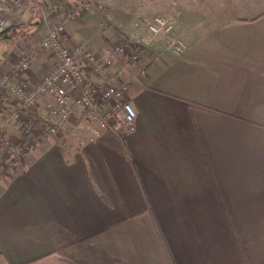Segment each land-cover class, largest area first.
<instances>
[{"label":"crops","instance_id":"1","mask_svg":"<svg viewBox=\"0 0 264 264\" xmlns=\"http://www.w3.org/2000/svg\"><path fill=\"white\" fill-rule=\"evenodd\" d=\"M147 10L172 17L186 49L152 61L155 48L135 61L115 56L113 80L131 78L134 131L88 129L76 107L0 180V264H264V0H168ZM90 20L69 21L65 40L111 53L118 39ZM55 62L42 52L24 76L35 83ZM51 103L41 96L35 111Z\"/></svg>","mask_w":264,"mask_h":264},{"label":"built area","instance_id":"2","mask_svg":"<svg viewBox=\"0 0 264 264\" xmlns=\"http://www.w3.org/2000/svg\"><path fill=\"white\" fill-rule=\"evenodd\" d=\"M37 5L42 12L44 34L29 51L13 61L8 71L0 75V108L10 99L16 102L8 115L0 119V147L9 169L18 167L25 154L24 146L9 132L10 122L17 124L22 134L32 136L33 129H39L37 137H43L57 133L60 123L69 120L75 108L80 107L83 109V124L88 129L98 133L134 131L137 111L125 99L131 78L121 83L113 80L109 69L115 62V56L122 54L129 58L128 61H135L146 48H155L152 61L164 53L179 55L187 47L186 40L176 31L173 18L157 13L146 21L144 30L136 39L117 40L111 53L101 55L86 39L70 44L64 38L67 23L88 10L89 3H75L73 7H65L63 12L58 2L48 8L43 4ZM31 6L27 0H0V32L13 24L11 11ZM60 13L62 15L56 21ZM45 51L52 52L56 62L33 83L24 74L33 57ZM82 65L90 66L94 73L104 78H88ZM41 96L51 97L54 101L44 113H38L34 108Z\"/></svg>","mask_w":264,"mask_h":264},{"label":"rangeland","instance_id":"3","mask_svg":"<svg viewBox=\"0 0 264 264\" xmlns=\"http://www.w3.org/2000/svg\"><path fill=\"white\" fill-rule=\"evenodd\" d=\"M51 1L52 0H27L28 3L32 4L31 7L14 11V15H16L19 23L0 32V75L8 71V69L3 70L2 66L6 61L11 59L14 55L13 52H16L17 48H20L22 44H25L26 39L30 37L33 32L39 33V27L44 22L42 12L37 4L43 3L48 8L50 7ZM167 1L168 0H72V3L69 4H65L63 1L60 3V0H55L54 2L60 3L62 10H64L65 7H73V5L78 2H87L90 5L89 9L80 17H77V20L91 18L90 21L92 22L93 30L100 31L101 29H105L102 31L107 38H113L114 33L116 40L133 41L144 30L146 21H148L154 14L158 13L157 11L147 9L149 7L156 9L159 4L164 5ZM148 11H152V13L148 14ZM42 30L43 32L41 31L35 41L44 34V28ZM32 46L33 44L30 45L25 52L29 51ZM19 57L20 55L16 57L14 61ZM8 101L13 105L15 103L12 99ZM4 108L6 111V108L8 107L2 106L0 110L3 111ZM79 127L80 124L77 121H73V125H71L70 128L74 131ZM57 135V133L51 134L48 140ZM23 136L25 137H15V139H17V141L21 139L26 152L30 147L37 145V142L46 135L43 137H37L33 133L32 136L26 134H23ZM17 169L8 168L6 156L0 147V180L4 179L5 176L7 177L8 174L15 172Z\"/></svg>","mask_w":264,"mask_h":264},{"label":"trees","instance_id":"4","mask_svg":"<svg viewBox=\"0 0 264 264\" xmlns=\"http://www.w3.org/2000/svg\"><path fill=\"white\" fill-rule=\"evenodd\" d=\"M32 132H34V134L37 136L39 134V129H33ZM19 143L22 145L21 142H19ZM22 146H24V145H22Z\"/></svg>","mask_w":264,"mask_h":264}]
</instances>
